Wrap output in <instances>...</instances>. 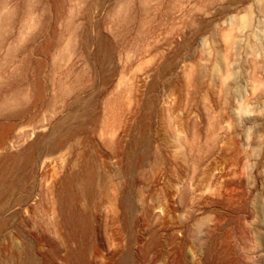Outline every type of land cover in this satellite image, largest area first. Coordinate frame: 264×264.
Segmentation results:
<instances>
[{"label":"rangeland","instance_id":"374dc122","mask_svg":"<svg viewBox=\"0 0 264 264\" xmlns=\"http://www.w3.org/2000/svg\"><path fill=\"white\" fill-rule=\"evenodd\" d=\"M0 165V264H264V0H0Z\"/></svg>","mask_w":264,"mask_h":264},{"label":"bare ground","instance_id":"6f19581e","mask_svg":"<svg viewBox=\"0 0 264 264\" xmlns=\"http://www.w3.org/2000/svg\"><path fill=\"white\" fill-rule=\"evenodd\" d=\"M52 145H53V144H52ZM1 165H2V164H1ZM1 165H0V166H1ZM3 165H4V164H3ZM4 166H5V165H4ZM4 166H2V167H4ZM2 167H1V169H4V168H2ZM6 168H7L6 172H8L10 169H12V166H11V165H8ZM1 173H3V170H2V172H1V170H0V174H1ZM88 174H89V175H87V176H85V177L83 178V183H82V185H83V186H82V190L85 191V192H86L87 190H89V186L91 185V184H90V182H91L90 180H92V179H91V178H92L91 173H88ZM1 182H2V181H1ZM89 184H90V185H89Z\"/></svg>","mask_w":264,"mask_h":264}]
</instances>
